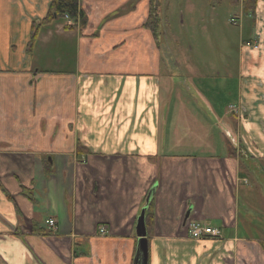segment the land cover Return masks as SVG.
Returning a JSON list of instances; mask_svg holds the SVG:
<instances>
[{
  "label": "crops",
  "instance_id": "crops-1",
  "mask_svg": "<svg viewBox=\"0 0 264 264\" xmlns=\"http://www.w3.org/2000/svg\"><path fill=\"white\" fill-rule=\"evenodd\" d=\"M50 1L0 0V264H134L143 209L148 264H264V0H232L212 99L145 27L151 0H81L84 27L56 18L29 48Z\"/></svg>",
  "mask_w": 264,
  "mask_h": 264
},
{
  "label": "rangeland",
  "instance_id": "rangeland-1",
  "mask_svg": "<svg viewBox=\"0 0 264 264\" xmlns=\"http://www.w3.org/2000/svg\"><path fill=\"white\" fill-rule=\"evenodd\" d=\"M163 4L160 14L165 24L163 42H170L175 57L192 76L204 78L206 96L215 98L207 79L213 78V71H219L221 76L227 74L238 57L241 28L232 18L239 15L241 3L232 0H165ZM60 50L55 49L54 55ZM60 55L63 54L60 52ZM227 92H220L221 101L223 96H232ZM230 101L228 99L227 103Z\"/></svg>",
  "mask_w": 264,
  "mask_h": 264
},
{
  "label": "trees",
  "instance_id": "trees-1",
  "mask_svg": "<svg viewBox=\"0 0 264 264\" xmlns=\"http://www.w3.org/2000/svg\"><path fill=\"white\" fill-rule=\"evenodd\" d=\"M80 1L81 0H51L47 16L39 24L36 23L33 25L29 48L33 46L41 27L50 24L56 18H65L67 15L70 20V23L65 25L67 29L74 28L76 23L84 27L88 22V17L81 9ZM244 2L246 11H249L254 8L256 0H244ZM158 7L159 2L157 0L150 1L149 16L145 21V27L149 28L156 36L161 20L159 18Z\"/></svg>",
  "mask_w": 264,
  "mask_h": 264
},
{
  "label": "built area",
  "instance_id": "built-area-1",
  "mask_svg": "<svg viewBox=\"0 0 264 264\" xmlns=\"http://www.w3.org/2000/svg\"><path fill=\"white\" fill-rule=\"evenodd\" d=\"M68 17V16H67ZM234 24L236 23V18H232ZM230 110L234 113L238 112V107L235 104L230 105ZM49 224L53 230L57 229V222L54 218L49 219ZM185 225L188 228L189 235L194 239H222V230L219 227L208 225L199 220H185ZM100 233L104 234L107 232L105 227L99 229Z\"/></svg>",
  "mask_w": 264,
  "mask_h": 264
},
{
  "label": "water",
  "instance_id": "water-1",
  "mask_svg": "<svg viewBox=\"0 0 264 264\" xmlns=\"http://www.w3.org/2000/svg\"><path fill=\"white\" fill-rule=\"evenodd\" d=\"M155 188H156V185L153 186L151 191L149 192L147 201H150V199L152 198ZM144 212H145V209L142 210L141 215L138 217L137 233L140 238L138 241L134 264H148V241L145 237L146 230H145V225H144V220H145Z\"/></svg>",
  "mask_w": 264,
  "mask_h": 264
},
{
  "label": "flooded vegetation",
  "instance_id": "flooded-vegetation-1",
  "mask_svg": "<svg viewBox=\"0 0 264 264\" xmlns=\"http://www.w3.org/2000/svg\"><path fill=\"white\" fill-rule=\"evenodd\" d=\"M257 46L260 48V45L259 44H257L254 48H257ZM262 52H264V47H263Z\"/></svg>",
  "mask_w": 264,
  "mask_h": 264
}]
</instances>
